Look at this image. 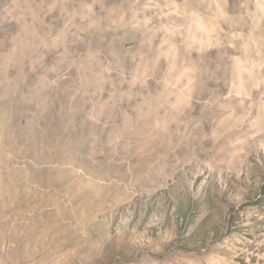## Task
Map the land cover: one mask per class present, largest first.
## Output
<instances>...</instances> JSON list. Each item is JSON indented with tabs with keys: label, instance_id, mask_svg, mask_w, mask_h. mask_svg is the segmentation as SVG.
I'll list each match as a JSON object with an SVG mask.
<instances>
[{
	"label": "rangeland",
	"instance_id": "1",
	"mask_svg": "<svg viewBox=\"0 0 264 264\" xmlns=\"http://www.w3.org/2000/svg\"><path fill=\"white\" fill-rule=\"evenodd\" d=\"M0 264H264V0H0Z\"/></svg>",
	"mask_w": 264,
	"mask_h": 264
}]
</instances>
